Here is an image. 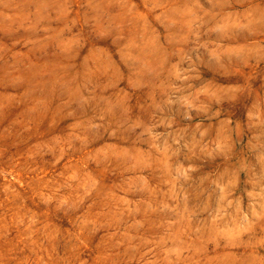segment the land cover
<instances>
[{"label": "rangeland", "instance_id": "374dc122", "mask_svg": "<svg viewBox=\"0 0 264 264\" xmlns=\"http://www.w3.org/2000/svg\"><path fill=\"white\" fill-rule=\"evenodd\" d=\"M0 264H264V0H0Z\"/></svg>", "mask_w": 264, "mask_h": 264}]
</instances>
